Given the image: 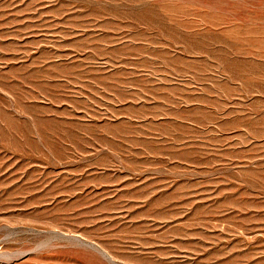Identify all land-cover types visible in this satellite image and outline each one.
Returning <instances> with one entry per match:
<instances>
[{
  "label": "rangeland",
  "instance_id": "1",
  "mask_svg": "<svg viewBox=\"0 0 264 264\" xmlns=\"http://www.w3.org/2000/svg\"><path fill=\"white\" fill-rule=\"evenodd\" d=\"M0 264H264V0H0Z\"/></svg>",
  "mask_w": 264,
  "mask_h": 264
}]
</instances>
